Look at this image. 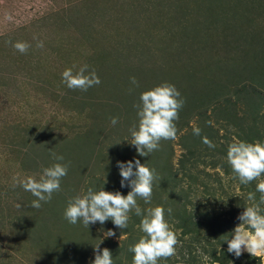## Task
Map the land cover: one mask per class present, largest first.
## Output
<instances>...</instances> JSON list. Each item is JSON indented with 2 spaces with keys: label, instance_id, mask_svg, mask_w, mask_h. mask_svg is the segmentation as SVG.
<instances>
[{
  "label": "rangeland",
  "instance_id": "1",
  "mask_svg": "<svg viewBox=\"0 0 264 264\" xmlns=\"http://www.w3.org/2000/svg\"><path fill=\"white\" fill-rule=\"evenodd\" d=\"M7 41H23L31 47L21 54ZM37 41H43L44 47H36ZM84 64L95 69L101 83L86 92L68 89L61 82L62 71L72 68L75 72ZM132 76L139 87L130 84ZM261 81L264 84V0H0V264H57L53 257L58 241L70 237L61 228L66 224L62 196L67 202L83 194L84 184L100 189L99 183L85 177L97 166L86 164L78 175L74 173L80 182L70 174L74 180L66 178L65 183L62 179L61 190L53 193L51 201L41 202L39 209L31 207L36 198L22 187H13L14 177L39 179L45 167L39 154L43 146L57 145L58 151L72 148L67 159L81 152L85 156L80 142L90 144L99 135L93 150L107 153L112 145H127L137 154L128 142L129 127L137 119L133 105L141 92L168 82L185 103L179 111L182 118L175 122L177 138L161 140L159 150L169 152L167 159L176 168L185 153L180 137L189 135L192 128H200L202 138H213L220 150L222 144L227 148L232 142L225 137L233 138L235 126L244 132L251 127L259 135L264 118L260 122L255 111L260 108L258 113L264 114ZM215 93H229L230 103L224 106V101H216L202 111L209 119L194 113L184 122ZM113 116L119 120L115 126L110 124ZM228 117L236 124L227 129L224 120ZM153 153L139 157L150 161ZM196 153V163L188 165L199 171L196 190L216 177L225 194L239 197L231 168L225 172L219 165L209 166L216 163L214 151ZM101 176L98 173V180ZM116 179L119 192L127 195L120 187V175ZM55 197L60 204L54 203ZM138 204L142 209L150 207L142 199ZM78 226L82 227L74 235L85 246L73 255L78 256L76 262L84 257V264H89L92 246L103 237L101 228L115 233L116 228L108 221L90 225L87 232L82 223H68L65 228L75 231ZM135 229L128 241L126 235L117 233L103 239L100 248L118 251L114 264H132L128 247L143 235ZM258 256L259 264H264V253Z\"/></svg>",
  "mask_w": 264,
  "mask_h": 264
},
{
  "label": "clouds",
  "instance_id": "2",
  "mask_svg": "<svg viewBox=\"0 0 264 264\" xmlns=\"http://www.w3.org/2000/svg\"><path fill=\"white\" fill-rule=\"evenodd\" d=\"M21 54H26L31 47L23 41H7ZM36 47L43 48V41H37ZM130 84L139 87L135 76L129 78ZM61 82L70 90L86 92L89 88L101 83L95 69L89 65H82L77 71L66 68L61 73ZM131 92L132 89L130 88ZM184 99L177 88L168 82L145 90L139 94L136 109V121L129 127L128 142L135 147L140 157H148L159 150L161 140H175L177 138L176 121L179 111L184 106ZM110 124L115 126L119 120L110 117ZM193 134L199 136L200 129L194 128ZM202 142L209 148L215 144L209 139L202 138ZM54 161L48 167H43L39 179L32 176L24 179L14 177L13 187H22L36 199L31 201V207L39 209L41 202L51 201L53 193L61 190V180L68 173V165L60 163L64 157L51 152ZM226 162L230 166L233 176L240 184L247 185L258 181L255 192L260 193L259 203H255V192L248 193V201L253 203L243 207L237 216L239 223L230 232L224 242L227 252L239 258L244 252L252 256L264 253V142L234 141L228 144ZM120 187H128L127 195L119 191H105L89 187L83 194L71 197L63 211L64 219L72 224L82 223L89 229L90 225L111 221L115 228L121 230L128 227L130 213L140 217L136 227L143 233L137 242L129 245L128 251L133 254L132 264H158L161 259H168L176 255V246L179 243L175 231L165 217V208L162 205L142 209L137 198L145 204H151L153 182L157 179L154 169L142 164L139 159L126 162L117 161ZM106 183V180H104ZM20 207L19 204L16 205ZM171 216L172 209H167ZM102 229L103 237L93 247L94 259L90 264H114L113 256L108 248H100L104 238L114 237L113 229Z\"/></svg>",
  "mask_w": 264,
  "mask_h": 264
},
{
  "label": "trees",
  "instance_id": "3",
  "mask_svg": "<svg viewBox=\"0 0 264 264\" xmlns=\"http://www.w3.org/2000/svg\"><path fill=\"white\" fill-rule=\"evenodd\" d=\"M190 70H187L188 74ZM245 84L246 82L244 83L243 86H246ZM258 84L264 85L262 81ZM191 92L193 93V97L195 98L194 99L195 103L197 104L198 99L196 97V94H194L196 92L194 90ZM229 98H230L229 93H227V95H225V93L213 94L212 96L206 98L203 101L202 104H204L206 101L207 104L205 103L204 105H201V110L199 112L198 109L200 107H196L192 114H190L187 117H184L183 118L184 122L188 123L189 118L192 115H194V113H196V115L199 114L200 117L203 116L204 119H207L208 117L203 113L205 111L204 109L212 107L211 104L212 103L216 104L217 103L216 101L218 102L224 101V106H227L228 102L230 103ZM260 99H262V97ZM197 106L200 105L197 104ZM259 109L260 108H257L255 113L257 115L256 118L258 117L261 122V120L264 118V114L258 113L257 110ZM180 118L182 117L179 116V119ZM231 119L232 117L231 118L228 117V119L224 120V122H227L224 124V128L228 125L234 124V123L231 124V122H233V120ZM206 121L207 123L209 122V120ZM235 124L233 126H235ZM251 124H252L251 126L256 127L255 125L257 123L251 122ZM237 127L235 126L236 130H234V132L232 133L233 138L227 136L225 137V139L227 138L226 140H232V142L247 141L250 143L255 141L264 142V128L263 130L260 131L261 133L258 131L259 135H255L254 132L252 133L251 127L248 128V132H244L243 129L240 127H238L239 128L238 130ZM193 129L194 128L190 129L191 132L189 131L190 132L189 135H185V136L181 135L180 137L181 145L185 150V153H183L184 155H182L179 158L178 165L176 168H173V166L169 162V158L167 159L169 152L165 150L154 151L155 153L150 155V161L143 158L140 159L138 154H135L134 150L127 145L125 146L116 145L114 147L112 145V148L108 147L109 149L107 153H102L104 151L102 149L101 150L98 149L99 152L95 151V149L93 150L94 148L93 146L94 145L97 146V143H99L97 141L99 135H95L91 139L90 144H86L85 142L84 143L80 142L82 145L79 147L86 148L87 153L85 156H81L82 153L81 152L79 153V155H74L67 159L66 157L68 156V152H70L72 148L68 149L66 146L65 149L61 147V149L63 150L60 149L58 151L57 145H49V146L45 145L43 146V149L40 151L39 154H41L42 157L44 158L42 159V162L45 167H48L51 164L57 162L54 161L53 158L51 159V161L48 159V156L50 155L51 152H55L64 157L63 161H59L60 163H64L68 165V173L65 177L62 178L64 180L66 178H68L69 180L72 178V176L73 178H76V176L79 174V172L83 169V167L86 164L95 163V166H97L96 168L97 170L88 171L85 174V177H87L86 178L87 181L89 179H91L93 182L96 181L97 183L100 184V188L103 187V190L112 191V192H114L115 190L119 191L116 186L117 183L116 178H118L119 176L117 161L126 162L128 159L129 160L139 159L142 164H145V166H147L150 169H154L157 175V179L153 182L152 199H151L150 207H154L156 205H162L165 208L166 210L165 217L168 220L172 229L175 231L177 235V239L179 241V243L176 246V255L166 260L161 259L158 261V264H171L172 262H178V261L184 262L186 264H213V263L259 264L260 261L258 255L252 256L251 254L244 252L239 258H237L234 255L228 253L227 244L224 242V240L231 235L230 232L239 223L238 219L232 217L233 214L236 213L239 215L243 211V207L253 203L251 201H248L247 197L249 192H255L256 184L258 183V181H252L251 183L244 185V184H240L239 180L234 178L233 181L236 180L238 182V186L241 192L240 196L235 199H232L231 195L225 194V192L222 190V187H220V179L216 177H212L214 179H212L211 181L202 182L201 183L202 189L200 191L196 190L195 185L197 186L199 184L197 183L199 171L192 170L188 166L190 162L191 164L196 163L197 161L196 151L202 152L205 151V149L214 151L215 156H217L216 163H209L210 164L209 166L215 167L219 165V167L223 168L225 172H228V167L230 166L227 164L225 160L226 152H227L226 151L227 148H225L226 144L221 145L222 148L221 150L220 148L217 149V146H215L214 148H209L207 145L202 144L203 142H199L202 141V137H203L202 132L200 131V135L197 136L193 134ZM210 129H212V126L209 127L208 131ZM210 140L213 142V138H211ZM99 155L101 158L96 159L97 156ZM108 155L110 156L113 155L114 157H109ZM108 158H110V160H107ZM92 159H94L96 162H92ZM163 159L166 160L163 161ZM104 162H106V165H104ZM201 162L204 161L202 160ZM74 173H77V175H74ZM98 173L102 175L101 177H99L100 178L99 180L97 178ZM115 173L118 176H116ZM70 174L72 175L71 177H69ZM207 176L211 177L210 175ZM76 179L77 181L80 182V179H78V177ZM104 180H106V183H104ZM65 183H67L66 180ZM183 183H185V187H183L182 185ZM75 186H78V183H76ZM65 187L66 189H69V184H66ZM89 187H93V185L84 184L85 190H87ZM124 188L122 189H124L127 192L130 191V188L128 187H124ZM62 198H63V204H65L63 207H65L68 201L64 202V199L66 197L62 196ZM259 199H260V193L255 192V203H259ZM139 200L141 199L137 198L138 203ZM54 203L57 205L60 204V201L58 200L57 197L54 198ZM260 207L262 210H264V204H261ZM168 208L172 209L171 216H168L167 214ZM200 208H203V210L198 212ZM49 209L51 210L50 212H52V205L49 207ZM52 215L54 216L55 214ZM139 220L140 217L135 216L134 213H130L128 227L121 231L120 229L116 228V233L118 235L119 234L126 235L127 241L130 240L132 234L134 233V231H136L135 226L139 223ZM108 222L111 223V221ZM67 224L68 222L66 221V224L64 223L65 226H62L61 228L66 230L67 236L70 237L67 239L64 238L62 239V241H58L60 242V244L57 245L59 249L56 256L53 257V259L57 264H84L85 263L84 257L82 258L83 261L81 260L78 263V261L76 262L78 256L74 258L73 255L76 254V252L80 254L82 246H85L84 243H81V240L79 241V238H77L74 235V232H76L82 226H78L74 231L73 228L70 229L65 228ZM90 229L83 227L82 230L87 232V230ZM81 233L82 232H80V234ZM90 237L92 240V236ZM92 242H94V240H92ZM71 248H73L74 250H72ZM111 253L114 259L118 254V251H111ZM92 259H94V255L93 257L90 258V261ZM115 264H122V263L118 261Z\"/></svg>",
  "mask_w": 264,
  "mask_h": 264
}]
</instances>
